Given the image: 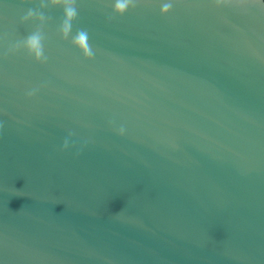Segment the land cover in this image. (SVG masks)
Returning a JSON list of instances; mask_svg holds the SVG:
<instances>
[{
	"label": "water",
	"instance_id": "water-1",
	"mask_svg": "<svg viewBox=\"0 0 264 264\" xmlns=\"http://www.w3.org/2000/svg\"><path fill=\"white\" fill-rule=\"evenodd\" d=\"M113 3L0 0V264H264V0Z\"/></svg>",
	"mask_w": 264,
	"mask_h": 264
},
{
	"label": "clouds",
	"instance_id": "clouds-1",
	"mask_svg": "<svg viewBox=\"0 0 264 264\" xmlns=\"http://www.w3.org/2000/svg\"><path fill=\"white\" fill-rule=\"evenodd\" d=\"M233 2V0H213L215 6L219 7L222 5H229ZM20 4L25 3V0H19ZM47 5L56 7L60 6L63 9V20L59 28L60 36L62 39H67L69 34L72 31V22L76 19L78 15V10L76 8V0H47ZM45 7L44 3L40 4V8L43 9ZM135 7V0H114L112 11L115 15L120 16L123 15L130 8ZM172 8L171 3H165L160 8V14H167ZM35 20L41 26L45 23L46 17L40 11L35 9H29L26 14L21 18V23ZM44 37L41 33L40 28H37L36 31L31 33L29 36L24 39L21 43H18L13 46L9 51L15 52L21 47H23L27 54L32 57V59L36 62L43 63L46 60L44 56V47H43ZM72 45L79 50L84 59H91L93 56V49L91 44L89 43V34L86 30H79L76 32L74 37L71 40ZM29 96L33 95L32 92L28 93ZM123 129H121V132ZM68 147V141L65 140L62 145L63 148Z\"/></svg>",
	"mask_w": 264,
	"mask_h": 264
}]
</instances>
